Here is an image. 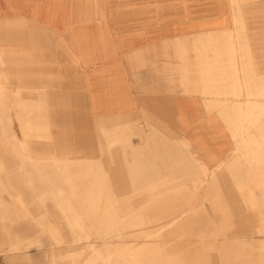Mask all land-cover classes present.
<instances>
[{
    "label": "rangeland",
    "instance_id": "1",
    "mask_svg": "<svg viewBox=\"0 0 264 264\" xmlns=\"http://www.w3.org/2000/svg\"><path fill=\"white\" fill-rule=\"evenodd\" d=\"M224 1L202 53L221 65L210 81L236 83L223 105L245 111L221 117L236 122L218 164L103 131L79 147L68 60L64 85L0 99V264H264V0Z\"/></svg>",
    "mask_w": 264,
    "mask_h": 264
},
{
    "label": "crops",
    "instance_id": "2",
    "mask_svg": "<svg viewBox=\"0 0 264 264\" xmlns=\"http://www.w3.org/2000/svg\"><path fill=\"white\" fill-rule=\"evenodd\" d=\"M225 20L224 0H0V93L25 90L0 99H35L32 90L64 85L68 60L72 98H82L81 85L86 103L74 120L79 147H97L103 131L218 164L236 122L221 117L245 111L236 98L223 105L236 83L210 81L221 65L202 53Z\"/></svg>",
    "mask_w": 264,
    "mask_h": 264
}]
</instances>
